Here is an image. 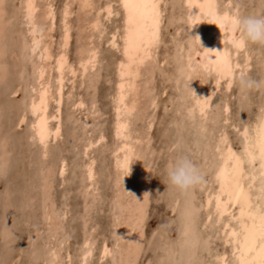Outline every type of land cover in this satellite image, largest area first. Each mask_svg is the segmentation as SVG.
<instances>
[{
  "label": "rangeland",
  "instance_id": "374dc122",
  "mask_svg": "<svg viewBox=\"0 0 264 264\" xmlns=\"http://www.w3.org/2000/svg\"><path fill=\"white\" fill-rule=\"evenodd\" d=\"M116 2L89 0L83 7L81 0H38V3L36 0L34 22L44 29H40L43 36H46L42 41L50 43L52 56L60 52L62 27L67 24L70 31V41L66 48L67 62H78L86 49L94 48L97 53L94 71L83 82L77 77L72 96L64 98L61 136L56 142L47 144L49 151L42 159L39 145L29 138L30 116L24 115V121L18 123L29 93L27 86L33 81L30 71L32 62L39 61L36 54L39 50L29 52L30 49L26 47L29 36L26 30L27 19L23 15L24 0H0V264H47L49 249L56 251V264H75L80 242L87 235H90L92 242L88 264H124L127 253L133 248L138 249L135 264H174L165 257V251L171 246L182 247L183 239L180 235L183 218L178 207L184 194L165 186L166 168L178 154L191 157L203 175L201 185L190 193L194 196L192 199L195 204H200L206 189L214 187L210 183L216 162L211 148L214 137L224 131L233 150L240 151V129L244 125L251 126L264 105L262 93L253 92L242 97L234 86L231 85L226 91L221 85L214 93L207 116L203 120H196L197 117L190 119L191 116L185 110L189 102L185 95L187 84L176 86L174 76L177 63L189 62L193 48L200 49L194 39L195 32L187 27L186 7L181 0H162L160 36L152 58L146 61L150 63L145 66L141 79L147 81L148 94L156 96L157 105L151 110L140 109L130 117V133L141 155L132 160L133 164L130 163L129 182L125 185L116 184L115 176L118 172H115L111 163L110 153L113 143L111 108L114 63L118 62L121 54L119 45L111 47L107 43L110 34L113 31L120 32L121 28L122 13ZM104 4H110L114 12L107 20L103 19V13H98ZM217 4V9L230 12V17L264 13L261 0H217ZM65 7L70 13L66 17L63 15ZM95 18L100 22L96 29L89 24ZM205 30L203 27L201 31ZM235 59L238 62H249V67L241 72L257 79L264 75V49L250 46L240 50ZM208 76L210 79L211 76ZM70 87L71 83H66V94ZM73 95H79L85 101L84 109L70 110ZM144 98L140 102L147 99ZM224 102L228 104L229 112L223 114L221 107ZM89 104L94 107L90 117H97V121L83 130L80 120L87 113V108H90ZM70 115L77 121H68ZM148 121L150 128L145 132ZM198 124L205 129L201 130ZM98 133L103 134L104 139L88 154L94 160L95 175L92 187L85 190L87 181L82 165L87 157L81 153L82 145L85 138L96 137ZM144 135L146 138L142 141ZM60 157L65 159L67 166L62 180L50 173ZM141 189L146 194V210L144 208L137 231L127 233L125 230L131 225L129 221L135 205L134 196ZM46 193L49 196L46 203L53 213L50 223H58L56 226L45 224L43 219L42 199ZM175 198L178 204L172 203L171 200ZM62 211L65 212L64 216H61ZM204 215L203 209H198L194 223L201 222ZM199 232L202 237L208 238V246L205 252L197 253V262L201 260L198 264H215L214 255L227 251L228 247L215 235L216 227L207 224ZM103 242L111 252L104 260L98 261V251ZM160 243L167 246L163 244L159 247ZM68 252L70 259L65 258ZM175 255L177 257L178 254Z\"/></svg>",
  "mask_w": 264,
  "mask_h": 264
},
{
  "label": "bare ground",
  "instance_id": "6f19581e",
  "mask_svg": "<svg viewBox=\"0 0 264 264\" xmlns=\"http://www.w3.org/2000/svg\"><path fill=\"white\" fill-rule=\"evenodd\" d=\"M86 1L89 0H81V5L83 7L86 4ZM116 1L122 13L121 28L120 32L113 31L107 41V43L111 47H116L117 45H119V51L121 54L118 62L114 63L115 66L113 70L114 89L113 93L111 92V131L113 143L111 142L112 145L110 148V153L112 156L111 163L116 170L115 172H118L117 176H115V182L116 184L122 183L125 185L127 182H129L128 175H125L128 172V167L129 169L131 167L130 162L131 164H133L132 160L141 155L140 150L136 149L134 145V141L136 140L130 133V117L134 115L133 113L139 112L140 109L143 111L148 109L151 110L155 109L157 105L156 96H151L148 94L149 89L147 87V81H142L141 79L144 74L143 72L145 66L150 63L146 61L147 59L152 58L153 49L156 48L155 44H157L156 42H158V36H160V3L162 0H146L148 4L155 5L154 10L151 7L145 8L142 6L145 3V0H127L129 4L136 6L132 9H126L124 7L125 0ZM181 2L186 7L185 16L187 27L189 30L195 32L194 39L195 42L199 45V47L197 48H199L200 50L193 48L191 55H189V62L187 61L177 63V69H175V73H177L175 74L176 76H174V81L176 86H178L179 84H183L184 86H186V84H191L189 85L190 88L186 86L188 88L187 91H185V95L187 98H189V102L186 104L185 110L187 114L192 117H190V119L197 117V120L198 118L202 119L203 117L205 118L207 116V114L209 113L208 110L209 108H211V101L214 93L221 87V85H223L224 90L226 91L231 88L229 87V84L232 85L230 78L221 79L220 77L215 75L216 71L212 70L215 68V64L210 63V60H216L215 53L219 51L220 53L227 54L229 56L234 75L237 76L241 73V71L249 67V62H247L246 60V62H238L235 59L237 53L240 50L233 48L229 43V40L232 37V33L228 30V28L221 29L220 25L214 22L213 17L210 15L211 10L208 7L209 0H181ZM211 3L216 6L215 11L218 15L224 16L225 14H227L230 17V12L226 11L225 9V11H220L217 9V0H211ZM36 10V0H24L23 15L25 16L24 18L27 19L26 30L29 36V41L27 45H25L28 49H30L28 50L29 52L39 50L37 51L38 53H36L39 61L32 62L30 71L33 76V81L27 86V88L29 89V93L25 98L24 107L22 108V114L20 115L18 123H22L24 121V115L30 116V121L28 123L29 138L39 145V155L43 159L44 157H46L49 151L47 150V144L56 142L61 136L63 126L61 115L64 98L66 96H72V91L75 83L74 80L77 77L81 82H83L85 77L90 72H92V70L94 71V68L97 65V62H95L97 53L94 48L86 49L84 51L81 49L83 52L82 56L80 55L81 57L78 62H67L66 48L69 45L68 43L70 41V31L67 27L68 24H62L64 27H62L63 31L60 36V52H58L57 55L52 56L50 43H47L46 41H44V43L42 41V38L46 37L43 36L42 31L40 30L43 28H39L36 22H34V14L36 13ZM48 10L46 12H48ZM50 10L52 11V9ZM130 12L133 17L132 23H129ZM153 12L157 13L158 16H154ZM235 12L237 11L235 10ZM98 13L99 15L100 13H103V19L107 20L112 16L114 12L110 4H104V6L99 9ZM68 14L70 13L67 11L66 7L63 8V15L66 17ZM64 16L63 18L65 19ZM154 20L158 22L154 23ZM51 21L53 22V20ZM99 23L100 22L98 21V19L95 18L93 22L89 24H91L92 28L96 29ZM203 27L206 28L205 32L201 31ZM195 37L199 38L200 43L197 42ZM49 60H52V62H46ZM208 75L211 76L210 79L207 78L209 77ZM66 83H71V87L67 94L64 92ZM144 97H147V99L143 102H140L141 99H145ZM89 105H91L90 108H87V113L83 115L82 119L80 120L83 130H86L88 127L93 125L95 121H97V117H90L93 114L92 110L94 107L92 104ZM85 106L86 103L81 98V96L73 95V97H71L69 107L70 110L79 111L81 109H84ZM228 108V104L224 102L221 107V113L224 114L226 112H229ZM67 119L68 121H77L73 118V115L68 116ZM224 121H226V118H224ZM147 124L148 125L146 129H144L145 132H147L150 128L149 121ZM200 126L201 130H203L204 126ZM262 126H264V105L260 108L259 115L251 124V126L244 125L240 129V151L236 152L235 150H233L224 131H220L214 137V143L211 148L214 152L216 162H214L215 166L211 176L212 179L210 178V183L214 184V187L211 190H208L209 188L206 189L207 191L205 190L206 192L204 194V197L198 205H196L195 201H193L192 198L194 196H192L191 194L183 195L182 199H180L181 197L179 196V199L181 201L179 200L180 207H178V209H181L179 211V214L183 218V226L180 236L183 239V243L181 248L171 246L166 249L165 257L168 258V261L171 260V262L174 264H198L201 260L197 262L199 259V254L197 253L205 252L208 246V238L202 237L201 232L199 231L201 228L209 224V227H216L215 235L219 236L222 244L228 247L227 251H223L214 255L215 264H241L240 252L237 250L239 248L238 241H243V230L241 228L240 220L241 209L243 207L244 211L247 212L248 205L250 204L252 206L251 210L253 212H256L259 207L264 206V191H262L264 190V162H262L259 158L260 152L258 147L260 138L259 134ZM145 138L146 137L144 135L142 141L145 140ZM103 139V134L98 133L96 137L93 136V138H85L83 141L81 153L84 157H87V160L82 165V172L85 180L87 181L86 185L84 186L85 190H88L92 187L95 175L94 160L92 158H89L88 154L93 149V147H95V145L100 143ZM246 149L256 156L255 160L250 161ZM229 150H231V153H234L236 157H239L240 160L243 161L241 165L243 170L242 177L236 172L234 168L235 161L233 159H230ZM253 165L255 167H253ZM53 166H50L51 168H53L52 172L50 171V173H53V175H56L62 180L66 173L67 167L65 159L62 157L58 158L57 163L55 162V165ZM221 170H225L226 176V179L223 183L217 178L218 175H220ZM237 183H239L243 187L244 195L246 197V200L245 198H242L240 203H236L235 201V194L238 191V188L236 187ZM43 186L45 187L46 184H43ZM144 193L145 191L141 189V191L134 197L135 205L132 208V219L131 221H129V224L131 225L127 227L126 230L124 229L127 233L132 234V232L137 231V226L142 219L144 208L146 205V194ZM48 199L49 196L48 193H46V196H44V198L42 199L43 219L45 221V224L52 225V223L50 222H52L53 220V213L51 211L52 208L50 210L49 205L46 203ZM218 200L222 205L221 210H223L224 205H227V210L223 215H221L220 211H218L217 209ZM171 201H173V204H178V200L176 198ZM119 208H121V206H119ZM200 208L203 209L205 213L204 218L201 222L194 223V216L197 215L198 209ZM64 215L65 212L62 211L61 216ZM244 222L251 225V221L248 220L247 216L244 217ZM53 223L55 222L53 221ZM57 224L55 223L54 225L56 226ZM233 232L241 233V235L233 236ZM163 244L160 243L158 246L160 247ZM106 248L108 249L107 255L105 254ZM53 250L54 249L48 250L47 264H56L58 256L56 254V251ZM91 252V237L90 235H87L82 238V242H80L78 260L75 264H88L87 261L91 255ZM110 252L111 251L109 246L103 242L99 248L97 260H104L110 254ZM127 254L128 256L124 264H135L138 249L133 248ZM175 254H178L177 257ZM65 258L70 259L69 252L65 254ZM249 259H251V257H249Z\"/></svg>",
  "mask_w": 264,
  "mask_h": 264
},
{
  "label": "clouds",
  "instance_id": "9594fccd",
  "mask_svg": "<svg viewBox=\"0 0 264 264\" xmlns=\"http://www.w3.org/2000/svg\"><path fill=\"white\" fill-rule=\"evenodd\" d=\"M261 2L264 3V0H261ZM228 30L232 33V42L230 44L233 48L245 50L250 46H257L264 49V13L260 15L237 14L229 20ZM195 38L200 43L199 38ZM215 75L221 79L230 78L232 86L239 91L242 97H247L253 92L264 94V75L259 79L253 78L244 72L236 76L233 68L226 76L218 72ZM187 86L189 87V84ZM128 174L129 167L125 176ZM202 182V172L188 154H178L166 168L164 184L168 189L177 193L188 195L200 186Z\"/></svg>",
  "mask_w": 264,
  "mask_h": 264
},
{
  "label": "snow or ice",
  "instance_id": "6c2138e0",
  "mask_svg": "<svg viewBox=\"0 0 264 264\" xmlns=\"http://www.w3.org/2000/svg\"><path fill=\"white\" fill-rule=\"evenodd\" d=\"M142 6L145 8L151 7L153 10L155 8V5L148 4L146 0ZM124 7L126 9H132L136 6L129 4L127 0H125ZM208 7L211 10L210 15L213 17L214 22L219 24L221 29L228 28V22L232 17H229L227 14H225L224 16L218 15L215 11L216 6L211 3V0H209ZM153 15L158 16V14L155 12H153ZM132 22H133V17L130 12L129 23ZM157 22L158 21L154 20V23ZM231 42H232V37L229 40V43ZM215 56H216L215 61L210 60V63L215 64V68L212 70L226 76L227 73L230 72L232 68L229 56L227 54L220 53L219 51L215 53ZM229 87H231V84H229ZM259 136H260L258 142V147L260 152L259 158L261 159L262 162H264V126H262L261 128ZM229 151H230V159H233L235 161L234 168L236 172L242 177L243 170L241 165L243 161H241L239 157H236L234 153H231V150ZM246 152L250 158V161L256 159V156L252 152L247 151V149ZM217 178L221 180V182L223 183L224 180L226 179L225 170H221V173L220 175H218ZM236 187L238 188V191L235 194V201L236 203H240L241 199L245 198L246 200V197L244 195L243 187L239 183H237ZM221 208H222L221 202L218 200L217 209L218 211H220V214L223 215L224 212L227 210V205L223 206V210H221ZM251 208L252 206L249 204L247 212L244 211L243 207L241 209L240 220H241V228L243 230L242 233L243 241H238L239 248L237 250L240 252L241 264H264V206L259 207L256 212H253ZM245 216H247L248 220L251 221V225L244 222ZM232 235L239 236L241 235V233L233 232ZM105 254L106 255L108 254L107 248L105 249ZM249 257H251V259H249Z\"/></svg>",
  "mask_w": 264,
  "mask_h": 264
}]
</instances>
